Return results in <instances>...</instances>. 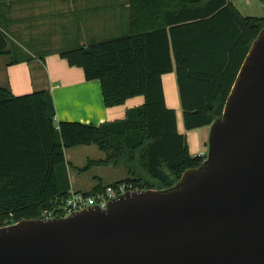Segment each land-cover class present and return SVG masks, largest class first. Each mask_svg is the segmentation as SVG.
<instances>
[{"label": "trees", "instance_id": "1", "mask_svg": "<svg viewBox=\"0 0 264 264\" xmlns=\"http://www.w3.org/2000/svg\"><path fill=\"white\" fill-rule=\"evenodd\" d=\"M263 28L264 18L242 17L231 0H129L125 36L59 54L83 71L86 82L99 83L106 109L143 98L123 120L99 126L56 123L48 91L14 96L0 88V228L42 219L67 197L72 189L65 151L75 147L95 145L104 159L87 168H123L127 179L110 186L126 183L137 191L170 189L187 170L200 167L206 154L189 152L176 113L165 104L161 78L174 69L183 130L210 127L221 118ZM9 43L0 31V57ZM105 187L74 191L92 196Z\"/></svg>", "mask_w": 264, "mask_h": 264}, {"label": "water", "instance_id": "2", "mask_svg": "<svg viewBox=\"0 0 264 264\" xmlns=\"http://www.w3.org/2000/svg\"><path fill=\"white\" fill-rule=\"evenodd\" d=\"M206 144L170 189L1 227L0 264H264V28Z\"/></svg>", "mask_w": 264, "mask_h": 264}, {"label": "crops", "instance_id": "3", "mask_svg": "<svg viewBox=\"0 0 264 264\" xmlns=\"http://www.w3.org/2000/svg\"><path fill=\"white\" fill-rule=\"evenodd\" d=\"M128 1H123L122 8L128 10ZM16 2L0 4V31L10 42L4 55L0 57V88H8L14 96L27 95L42 90L48 91L53 98L56 123L68 122L99 126L119 121L124 118L127 110L142 106L143 98L136 97L127 100L122 106L106 109L103 105L99 83L97 81L86 82L81 69L70 67L59 56L62 51L86 48L100 41L94 42L96 39L94 33L85 32L88 28L87 19L91 13V9L86 6L87 1H73V12L69 14H71L70 17L75 26L72 29V37L65 39L56 37L55 34L45 36V32H41L39 26L43 23L42 18L46 17V13H39L40 22L37 15L32 18L20 15V10H23V14L25 12L30 14L28 10L43 8L45 3L36 2L29 6V4L19 5ZM59 4L58 1L56 4L54 3L56 7ZM31 6L33 8H30ZM53 12H56L55 8ZM37 22L39 23L37 24ZM56 43L62 50L57 52L53 50V45ZM51 46L52 48H49ZM20 57L26 60L16 62V59ZM175 109L178 132L189 133L183 130L181 109ZM92 146L95 145L81 147L91 148ZM71 150L65 151V160L68 164L69 183L72 190L89 193L98 185H112L127 179V172L123 168V171H119L120 167L108 165L87 168L89 163L104 159L103 153L99 149L102 155L97 154L95 158H91L83 154L79 165L70 162L67 152ZM194 153L204 156L206 154L205 146L203 145ZM77 155L75 154V157ZM92 169H97L98 174H92ZM117 172H123L125 176L111 180L107 178L109 175L115 176Z\"/></svg>", "mask_w": 264, "mask_h": 264}, {"label": "rangeland", "instance_id": "4", "mask_svg": "<svg viewBox=\"0 0 264 264\" xmlns=\"http://www.w3.org/2000/svg\"><path fill=\"white\" fill-rule=\"evenodd\" d=\"M57 1L60 2V4L56 7L54 3L56 4ZM73 1L75 0H18L16 3L19 5L29 4V6L36 2L45 3L46 5L43 4V8L28 10L30 14H27L26 12L23 14V10H20V15L22 17L32 18L34 15L39 16V13H46V17H44V19L42 18L43 23H41L39 26L41 32L44 31L45 33H42H44L45 36L55 34L57 35L56 37L59 36V38L65 39L66 37H72V29L75 26L73 25L72 18L70 17L71 14H69L70 12H73ZM84 1H87L88 4H86V6L91 9V13L87 19L88 28L85 30V32L90 34L94 33V37H96L94 42L100 40L95 43L111 41L126 35L128 10L122 8V3L124 0ZM46 2L50 4H47ZM231 2L242 17L264 18V0H231ZM47 6H51V8H48ZM30 8H33V6ZM52 8H55L56 12H53ZM48 13H50V15H48ZM38 20L39 22L41 21L40 16ZM39 22H37V24ZM19 26H21V24H19ZM53 47V50L56 52L58 50H62L59 49L61 47L57 43L53 45ZM49 48H52V46ZM161 82L164 90L166 106H168L167 108L170 107L169 109L175 111V108H180V100L174 69L172 72L163 75ZM209 129L210 127H205L197 131L185 133L189 152L192 153V155H197V153L194 152L202 148L204 143L207 142ZM205 152H207V148H205ZM67 153L70 162L74 165H79L83 154L88 155L91 158H95L97 154L102 155L96 146H92L91 148L78 147ZM75 154L78 155L75 157ZM119 171H123L122 168H120ZM91 173L98 174V170L92 169ZM124 176L125 174L123 172H117L115 176L109 175L107 178L111 180Z\"/></svg>", "mask_w": 264, "mask_h": 264}, {"label": "built area", "instance_id": "5", "mask_svg": "<svg viewBox=\"0 0 264 264\" xmlns=\"http://www.w3.org/2000/svg\"><path fill=\"white\" fill-rule=\"evenodd\" d=\"M126 192H139L130 184L121 183L117 186H106L102 192L88 196L71 190L67 197L57 200L51 210L44 211L42 219L65 218L69 215L92 207L105 209L107 204Z\"/></svg>", "mask_w": 264, "mask_h": 264}]
</instances>
